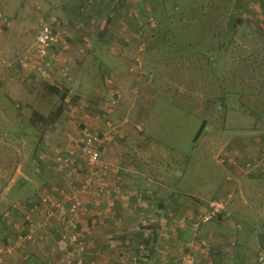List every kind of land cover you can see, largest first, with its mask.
I'll return each mask as SVG.
<instances>
[{"label": "crops", "instance_id": "obj_1", "mask_svg": "<svg viewBox=\"0 0 264 264\" xmlns=\"http://www.w3.org/2000/svg\"><path fill=\"white\" fill-rule=\"evenodd\" d=\"M78 1L93 10L94 0ZM117 1L99 0L108 5L106 12L94 14L68 0H0V264H63L55 254L57 218L31 214L30 207L44 197L60 201L80 191L90 174L79 144L85 131L108 140L99 146L95 168L103 187L92 185L81 195L90 205L80 222L87 248L83 264H187L188 257L194 258L191 264H258L264 252V100L252 113L261 120L227 134L230 149H222L226 162L220 160L223 152L217 156L215 196L206 200L182 189L177 158L164 168L161 145L153 160L140 149L141 125L127 122L120 132L108 133L107 119L130 111L134 118L138 112L131 92L138 79L127 61L114 63L131 49L129 24L115 11ZM42 21L59 35L45 57L33 48ZM96 75L101 86L90 84ZM44 83L52 93L56 83L67 93L63 113L52 123L57 108L48 102ZM115 85L124 91L116 110L108 108ZM66 158L78 161V173ZM253 161L259 167L247 170ZM168 165L175 173L171 179L164 171ZM215 199L224 201L231 215L194 229ZM29 216L33 238L21 240L30 229Z\"/></svg>", "mask_w": 264, "mask_h": 264}, {"label": "rangeland", "instance_id": "obj_2", "mask_svg": "<svg viewBox=\"0 0 264 264\" xmlns=\"http://www.w3.org/2000/svg\"><path fill=\"white\" fill-rule=\"evenodd\" d=\"M68 1L94 14H103L108 6L94 0L92 10L82 1ZM114 8L126 16V33L131 35V49L123 51L119 63H114L119 67L127 61L130 74L137 77L131 92L139 113L133 118L130 111L106 121L116 125L127 119L141 125V132L136 131L140 149L153 160L159 157L156 149L161 145L164 168L177 158L181 188L206 200L213 198L221 169L217 156L223 148L230 149L227 134L246 130L261 120L252 113L257 101L264 100V0H119ZM105 58L101 56V62ZM124 68L120 67V74ZM123 81L133 79L124 76ZM93 82L90 84L102 85L97 75ZM58 87L56 83L53 89L59 91ZM43 89L49 100L60 94ZM111 92L108 108L116 110L124 91L115 85ZM200 127L201 137L195 140ZM91 133L97 135L85 131L80 149ZM100 145L95 144L97 148ZM69 159L75 165L72 172L79 170L78 161ZM164 171L169 179L175 176L170 166ZM100 183L98 180L93 186L100 190ZM80 189L83 194L92 186L87 191ZM80 200L84 204L82 197Z\"/></svg>", "mask_w": 264, "mask_h": 264}, {"label": "built area", "instance_id": "obj_3", "mask_svg": "<svg viewBox=\"0 0 264 264\" xmlns=\"http://www.w3.org/2000/svg\"><path fill=\"white\" fill-rule=\"evenodd\" d=\"M59 41V35L53 28V25L49 22L42 21L39 25L36 34L35 40L33 43L34 51L41 57L47 55V51L51 49ZM119 100L117 99L118 102ZM128 120L125 119L120 124H116L112 128L113 123L108 124L109 128H112L109 131V134L115 133L114 131H121L122 126L127 123ZM108 140V136L103 135H89L83 141L82 152L86 156V164L90 168L89 176L84 180V183L81 185L82 191H87L89 188L97 182L96 170L95 168L100 163V151L99 147L95 146L96 143L102 144ZM221 155V162H226V154L223 152ZM59 160V159H58ZM66 163H71L72 160L69 158L64 159ZM255 167H259V164L256 162H250L246 164V169L251 170ZM103 187L102 184H99ZM81 190V189H80ZM82 193L78 191L77 193L69 194V197L66 198V195L63 196V199L51 200L48 197L41 199L39 203H35L30 207L31 214H38L47 218L56 217L59 224L58 235H59V244L55 249V254L61 255V262L63 264H83L85 255V239L84 235L80 232V222L81 216L84 212L87 211V208L81 203L80 195ZM68 201V205L65 206V202ZM227 215L230 216L231 212L227 209L226 204L222 200H212L208 204L206 212L196 219L193 222L192 227L194 229H199L204 225L209 224L210 222L216 220L219 216ZM30 229L21 237V240L24 238L32 240L33 238V219L31 216L27 219ZM194 262L193 257H188L186 259L187 264ZM258 264H264V252L260 253Z\"/></svg>", "mask_w": 264, "mask_h": 264}, {"label": "trees", "instance_id": "obj_4", "mask_svg": "<svg viewBox=\"0 0 264 264\" xmlns=\"http://www.w3.org/2000/svg\"><path fill=\"white\" fill-rule=\"evenodd\" d=\"M44 86L49 88L47 83H44ZM54 91L57 92V93H60V91H56V90H54ZM51 94H52V92H51ZM66 98H67V93H60L58 96H56V100L55 101L53 99L49 100V102L57 108V109L55 108L56 110H54L51 113V116H50V122L51 123L55 122V120L57 118H59L61 116V114L63 113L64 107L66 105ZM201 133H202V127H200L199 131L197 132V134L195 136V140H197L199 138ZM84 206L87 208V210L90 208L89 204H85L84 203Z\"/></svg>", "mask_w": 264, "mask_h": 264}]
</instances>
